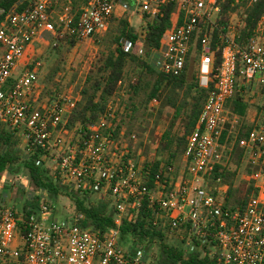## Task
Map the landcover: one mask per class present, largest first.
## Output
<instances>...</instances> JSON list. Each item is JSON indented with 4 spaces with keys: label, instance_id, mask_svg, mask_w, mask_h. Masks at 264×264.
Instances as JSON below:
<instances>
[{
    "label": "built area",
    "instance_id": "obj_1",
    "mask_svg": "<svg viewBox=\"0 0 264 264\" xmlns=\"http://www.w3.org/2000/svg\"><path fill=\"white\" fill-rule=\"evenodd\" d=\"M226 1L86 0L76 24L71 0H20L8 11L0 6V129L17 138L24 155L39 150L40 164L58 185L108 202L113 211V225L104 233L85 229L80 226L84 215L72 202L59 219L46 190H34L22 172L12 180L4 172L0 190L12 183L28 193L29 200L35 199L36 207L26 215L8 203L5 194L0 196V264H154L151 252L159 240L147 250V243L133 246L120 238L123 222L134 221L143 207L151 228L177 240L186 251H193L196 240L208 244L209 257L221 264H264V17L241 42L240 13L256 0H235L239 9L222 24L221 5ZM22 4L25 8L17 11ZM167 6L173 7L170 26L158 47L148 48L144 33L164 17ZM235 16L239 19L233 25ZM133 18L138 35L134 40L121 38L118 44L125 54L167 76H178L194 57L199 87L206 90L213 84L186 137L183 166L161 164L152 177L140 149H133L131 157L123 151V132L113 141L126 112L118 95L108 100L96 122L70 130L67 120L79 94L63 92L33 107L40 93L41 64L36 59L41 48L53 44L56 36L68 35L76 42L101 38L114 21L125 20L133 27ZM217 53L221 61L214 68ZM235 92L251 105L259 99L260 108L240 142L241 164L251 169L246 186L252 189L243 206L226 205L225 191L216 185L219 179L213 189L205 183L215 165H226L246 119L227 107ZM158 104L152 99L149 111Z\"/></svg>",
    "mask_w": 264,
    "mask_h": 264
},
{
    "label": "trees",
    "instance_id": "obj_2",
    "mask_svg": "<svg viewBox=\"0 0 264 264\" xmlns=\"http://www.w3.org/2000/svg\"><path fill=\"white\" fill-rule=\"evenodd\" d=\"M19 1L0 0V6L8 11L17 5ZM234 1L228 0L221 5L222 24L228 22L230 13L239 9L240 6L234 4ZM85 2L86 0H71V14L73 15L74 24L78 21L80 8ZM25 6V4L19 5L17 11H22ZM172 10V6L165 7L164 17L153 22L145 31L144 36L148 48L158 47L164 31L170 26ZM262 17H264V0H256L249 8L240 13V18L244 22V28L240 34L241 42L251 37L253 30ZM2 21L3 18H0V24ZM114 22L117 24L114 29V36L110 40L113 49L99 58L91 67L79 92L80 101L68 117L66 129L70 130L77 126L85 127L96 122L104 112L108 100L119 94L126 69L131 66L137 72V75L128 83V89L126 90L128 98L123 101L126 112L115 127L113 141H116L120 133L123 132V151L128 152V157H131L134 154L131 137H137L136 134L131 135L132 126L137 120L142 122L146 116L152 117L151 112L148 110L149 102L152 99H157L163 108L170 109L171 113L162 132L159 134L158 147L155 149L154 155L146 158L145 152L143 154L146 159L144 166L145 168L150 167L149 173L152 177L161 164L173 165L177 156L182 157L186 137L193 131L213 84L206 90L199 87L196 59L194 57L188 60L184 70L178 76L155 73L142 60L125 54L118 46L121 38L134 40L138 35L136 29L130 27L125 20ZM92 40L97 41V38ZM213 43H217L216 36ZM75 45L76 41L73 37L66 35L60 38L56 36L54 43L48 46L47 49L49 54L61 58L64 50L68 52ZM40 59L41 54L37 55L36 60L39 61ZM220 61V53H217L214 68L220 64ZM250 106L251 104L244 101L238 92H235L227 104L232 113L243 118L246 117ZM160 113L161 111H159V115ZM261 123L264 125V108H262ZM244 126L243 124L239 130L238 139L231 150L226 165H215L212 172L206 176V179L212 183L217 179L220 180L221 189L225 191L227 196V206L234 204L243 206L246 196L252 190L246 186L247 178L251 172L248 167L242 170V178L237 188H233V178L237 176V171L242 165L244 152L240 142L246 139L247 133L251 130H245ZM224 139L225 133L222 134L221 143ZM17 144L18 140L12 133L0 129V177L4 172L8 173L9 178L22 172L28 176L34 190L43 189L48 192L55 208L61 197L70 199L76 211L84 215V220L80 224L81 227L100 234L112 227L113 211L108 202H97L92 197L68 192L51 178L49 169L40 164L41 153L39 150L36 149L32 153L24 155L22 150L18 149ZM137 146L140 147L142 144L139 143ZM113 151L115 154L118 153L115 149ZM164 155H167L166 159H163ZM231 166L235 167L232 171L230 170ZM181 167L176 168L180 169ZM9 185V187L8 185L3 187L2 194L8 195V192L11 191L14 208L22 210L28 215L31 209L36 207L35 199L33 201L29 200L27 198L28 193L21 191L12 183ZM56 210L58 211V208ZM120 234L123 243L131 242L133 246L147 243V250L153 241L159 240L160 244L155 251L154 264H221L209 257L208 244L201 241L193 240V251H186L182 245L172 246L167 244L163 234L151 228V219L144 207L139 210L134 221L123 222Z\"/></svg>",
    "mask_w": 264,
    "mask_h": 264
},
{
    "label": "rangeland",
    "instance_id": "obj_3",
    "mask_svg": "<svg viewBox=\"0 0 264 264\" xmlns=\"http://www.w3.org/2000/svg\"><path fill=\"white\" fill-rule=\"evenodd\" d=\"M239 17V16H238ZM238 17L232 18V23L235 25L237 23ZM133 20V27L136 29L138 28V21L137 19ZM116 22L112 25L110 31L104 35L102 38H97V41L90 40L85 42H76V45L70 51H63V55L61 58H58L52 54L48 53L47 47L41 48L39 51L41 54L40 70H39V77H38V86L40 93L38 92L39 96L35 97L33 102V107L37 108L39 105L43 104L47 99L54 97L56 94H60L63 92L69 93L71 92L73 96L80 95V90L84 85V81L86 76L88 75L91 67L97 62L99 58L105 55L109 50L113 49V46L110 45L111 37L114 36V29L116 28ZM113 33V34H112ZM54 42V41H53ZM52 42V43H53ZM1 54V53H0ZM61 60V61H60ZM137 72L131 66H128L126 69V74L124 78V82L122 84L121 90L119 91L118 98L127 99V87L129 81L132 78H135ZM124 96V97H123ZM123 100V101H124ZM149 110V108H148ZM159 111H161L159 115ZM259 99L256 98L253 101V104L250 106L248 117L249 119L244 122V129H251L253 128V122L251 120L253 118L258 119L259 115ZM148 112V111H147ZM146 112V115H147ZM152 117L146 116L143 121H136V123L132 126V133L131 135H137L136 140L132 142V149L134 152L137 149L141 150V155L143 156L144 152L146 154V158L152 157L154 155L155 149L158 147L157 139L159 138V134L162 132L165 123L168 121V116L171 113V110L162 107V104L159 103L153 109H150ZM157 138V139H156ZM139 143L142 146L138 147ZM18 149L21 150V144H17ZM221 153V152H220ZM223 157L225 156V152H222ZM226 157V156H225ZM167 155H164L163 159H166ZM182 157L177 156L173 165L175 167H181L182 164ZM234 166H231L230 170H234ZM246 168L245 165H241L240 169L238 170L239 173L236 177L233 178V188H237L241 181L240 173L242 170ZM237 171V172H238ZM14 176L8 177V179L12 180ZM206 185H209V188H212L215 184L210 182V180H205ZM218 187L221 188V184H216ZM215 185V186H216ZM10 185H8L9 187ZM2 191L0 190V196L2 195ZM9 191L8 195H6L5 200L12 204L14 201L13 194ZM235 198V197H234ZM234 202V201H233ZM71 201L68 198H60L57 202L58 208V218L61 219L63 217L64 210L68 209L71 206ZM167 244L172 246H179L181 245L178 243L177 240L165 238ZM156 250L151 252V258L154 260L156 255Z\"/></svg>",
    "mask_w": 264,
    "mask_h": 264
},
{
    "label": "crops",
    "instance_id": "obj_4",
    "mask_svg": "<svg viewBox=\"0 0 264 264\" xmlns=\"http://www.w3.org/2000/svg\"><path fill=\"white\" fill-rule=\"evenodd\" d=\"M248 114H249V110H248L247 115H246V117H245V118H246V119H245L246 121L249 119ZM254 120H257V119L253 118V119L251 120V122L254 121Z\"/></svg>",
    "mask_w": 264,
    "mask_h": 264
}]
</instances>
